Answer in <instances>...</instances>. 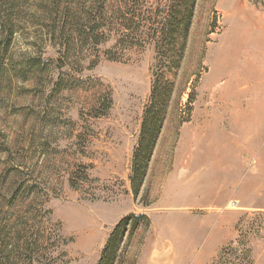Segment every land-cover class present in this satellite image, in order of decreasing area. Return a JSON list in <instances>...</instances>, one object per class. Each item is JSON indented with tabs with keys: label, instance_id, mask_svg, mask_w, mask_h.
Returning a JSON list of instances; mask_svg holds the SVG:
<instances>
[{
	"label": "rangeland",
	"instance_id": "374dc122",
	"mask_svg": "<svg viewBox=\"0 0 264 264\" xmlns=\"http://www.w3.org/2000/svg\"><path fill=\"white\" fill-rule=\"evenodd\" d=\"M110 1L103 21L80 0L83 24L104 23L106 37L70 54L66 36L51 39L48 17L23 4L7 55L18 75L0 81V244L12 242L16 264H97L120 220L145 215L116 264H264V0H197L138 195L152 21L171 0H134V18Z\"/></svg>",
	"mask_w": 264,
	"mask_h": 264
},
{
	"label": "trees",
	"instance_id": "16d2710c",
	"mask_svg": "<svg viewBox=\"0 0 264 264\" xmlns=\"http://www.w3.org/2000/svg\"><path fill=\"white\" fill-rule=\"evenodd\" d=\"M32 2L34 3L30 4L29 0H0V81L2 83L12 82L11 78L18 75L17 68L13 66L7 55L15 34L23 25L24 3L25 6L27 4L36 5L37 11L48 17V21H50L48 33L51 35V39L56 40L57 36L61 38L66 36L65 41L60 43L67 54L79 47V40L84 43L92 38L98 39L102 35L106 37L103 31L104 23L90 27L83 24L82 19L87 11L80 0H37V2L32 0ZM109 2L111 1L91 0L90 11L101 12L103 21H105L104 19H107L106 12L111 7ZM133 2L134 0H123L118 9L119 14L124 17L128 14L130 18H134L136 6L133 5H136V2ZM196 2L197 0H171L166 16L159 22L152 21L153 26L156 25L155 32L159 35L158 54L151 96L144 113L138 147L133 157L131 183L135 195H138L141 190L149 162L166 119L167 110L174 93L173 75L181 67L184 58L186 40L191 28ZM96 5H99L100 9ZM33 65L30 61L22 62L19 68L20 74L24 73L22 76H26V79H29V76L34 77ZM142 222L149 223L147 216L128 215L120 220L109 235L97 264H116L125 235L131 234L137 227L136 225ZM11 228L13 232L14 227H9V229ZM12 235L14 236V234ZM39 238L27 246L26 253H21L19 256L28 255L29 250L35 253L40 248ZM11 244V241L0 244V264H16L17 256L15 257L13 250H9Z\"/></svg>",
	"mask_w": 264,
	"mask_h": 264
}]
</instances>
